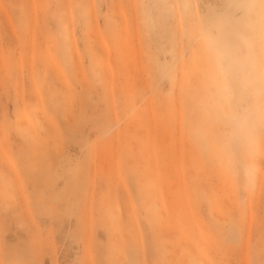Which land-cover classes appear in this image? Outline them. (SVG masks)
<instances>
[{"label":"rangeland","instance_id":"rangeland-1","mask_svg":"<svg viewBox=\"0 0 264 264\" xmlns=\"http://www.w3.org/2000/svg\"><path fill=\"white\" fill-rule=\"evenodd\" d=\"M237 3L0 0V264H264V119L222 118L185 35Z\"/></svg>","mask_w":264,"mask_h":264},{"label":"clouds","instance_id":"clouds-1","mask_svg":"<svg viewBox=\"0 0 264 264\" xmlns=\"http://www.w3.org/2000/svg\"><path fill=\"white\" fill-rule=\"evenodd\" d=\"M198 38L222 118L237 130L264 119V13L258 5L239 0L234 17L210 22ZM245 96L250 103L242 107Z\"/></svg>","mask_w":264,"mask_h":264},{"label":"bare ground","instance_id":"bare-ground-1","mask_svg":"<svg viewBox=\"0 0 264 264\" xmlns=\"http://www.w3.org/2000/svg\"><path fill=\"white\" fill-rule=\"evenodd\" d=\"M236 2H239V0H234ZM255 0H253L254 2ZM183 9L185 11V15L189 18V19H193V18H197L198 13L196 12V8L195 5L192 3V1H185L183 3ZM200 15V14H199ZM201 16V15H200ZM203 16V15H202ZM234 17V16H233ZM185 35L187 37V41H188V49L192 50L194 42L198 40L199 37V33H191L189 32V30L185 31ZM183 42L182 39L180 38H176L173 40V44L171 47V51L169 52V54L164 53L165 55H169L170 59L168 60L169 56H167L168 58H165V60H161V59H157L156 60V66L158 67V71H159V75L155 76V79L153 80V83L155 84L154 86L156 87H161L162 83L164 80H169V84L171 86H174L175 84L173 83L174 81V77L175 75H180L181 76V81H179L177 87H176V91H177V96L179 98H181L183 96V84L184 81L188 80L189 75L188 74H184L182 72L183 66L181 64V60H182V55H184V53L182 51L179 50H186V47L183 48ZM179 49V50H178ZM178 52V53H177ZM164 56V55H163ZM198 65L201 64L203 65V63L199 60L195 61ZM154 65V64H153ZM178 67L180 68V70L178 69ZM189 67H192L189 66ZM188 67V73L191 72L192 69H190ZM177 68V70H175ZM79 69V68H78ZM166 78V79H163ZM79 79V78H78ZM152 79V78H151ZM80 83V82H79ZM198 82H194L193 84L197 85ZM170 86V87H171ZM172 88V87H171ZM151 90V89H150ZM157 90V89H156ZM159 90V89H158ZM154 91V90H153ZM149 92V91H148ZM120 99V98H119ZM121 100V99H120ZM125 103V102H123ZM133 109V108H132ZM133 112V110H130ZM129 111V114L132 113ZM128 113V112H127ZM126 113V114H127ZM128 114V115H129ZM127 115H125L126 117ZM129 117V116H128ZM130 118V117H129ZM30 135V134H29ZM31 137V136H30ZM32 138V137H31ZM252 139L253 141L256 140V135L255 133L252 134ZM35 140V138H34ZM253 148V145L251 146V149ZM40 151V150H39ZM51 160V159H50ZM50 162V161H49ZM50 164V163H49ZM48 164V165H49ZM49 168V167H48ZM252 174L253 172L249 169L247 172V178H248V182L250 185H253V180H252ZM74 186V185H73ZM74 188V187H73ZM73 192V191H72ZM75 192V191H74ZM73 192V193H74ZM76 196V195H75ZM66 199V198H65ZM56 204V203H55ZM58 204V203H57ZM58 206V205H55ZM59 207V206H58ZM55 260V259H54ZM53 260V261H54ZM124 263V262H123ZM53 264V263H52ZM125 264V263H124Z\"/></svg>","mask_w":264,"mask_h":264}]
</instances>
